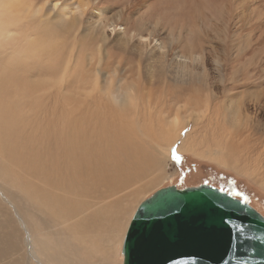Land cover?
I'll return each mask as SVG.
<instances>
[{"label":"rangeland","instance_id":"374dc122","mask_svg":"<svg viewBox=\"0 0 264 264\" xmlns=\"http://www.w3.org/2000/svg\"><path fill=\"white\" fill-rule=\"evenodd\" d=\"M34 1L35 5L39 2L41 3L39 5L44 4L42 11L44 18L54 17L61 7L75 9L77 5H83L82 10L78 11L77 21L68 30L69 32L72 29L69 33L71 44L72 41L76 44L74 57L76 80L70 84L63 83V86L57 89V99L48 94L55 88L50 85L49 77L45 83L46 87L48 85V92L41 94L30 90L32 89L30 82H23V77L17 73V78L4 81L2 85L0 96L5 106L14 102L17 93L26 87L31 95L25 106L26 109L32 111L40 97L43 101L45 99L43 104L46 112L43 125L50 124L51 119H54V107L57 109L58 130L64 127L60 134L64 142L72 136L70 144L76 145L77 148L85 146V140L93 136L95 144L100 147L102 145L105 155L109 147L108 139L96 136L95 132H99L100 129L103 131L107 124H111L112 116L110 118L108 116L106 121L104 117L97 118L98 111L103 114L106 108L96 106L88 92L99 93V101L102 99L100 102H103L105 107V93L101 90L108 87L110 77H115L111 89L115 92L128 90L129 81L132 80L133 89L138 96L136 102L146 103L148 100L150 107L164 106L168 110L171 105L173 112L176 105H181L185 107L189 116L188 126L182 133L181 140L189 136L194 146L188 147V150H179L177 137L169 146L168 157H160L157 164L146 167L141 175L131 178L124 184L95 185L94 197L104 195L110 206H113L117 196L124 197L126 212H132L139 202L151 196L159 188L168 185L183 188L210 184L246 199L264 216V0H46L45 3L44 0H30V2ZM52 1L57 2L55 8L51 7ZM100 11L103 12L102 17H95L94 15H98ZM27 20L30 21L28 18L20 19L17 26ZM98 28L103 30L105 42L100 38ZM123 29L126 33L122 35ZM148 34H153L154 38L162 41L159 50L143 46L137 41V39L144 41L146 37H149ZM64 35H66L65 32ZM169 48L173 50L169 54L179 52L186 57L192 56L189 69L184 73L172 68L170 56L165 59L157 58V53L168 54ZM2 51L0 50V53ZM3 52L0 54L3 58H0L1 60H4L6 55L4 54L6 52ZM82 53L91 54L95 60L98 59L97 57L102 58V60L98 59L103 63L101 74L87 71L88 62ZM153 56L159 67L154 66L152 71H148L146 67L148 62L153 61ZM73 68L74 66L70 67L71 70ZM53 73L57 78L54 70ZM92 80H94L93 85ZM189 87L193 90H189ZM26 89L24 90L27 91ZM183 89L184 93L172 96L173 92H180ZM32 93L35 95L33 96ZM37 94L41 96L38 97ZM176 100L179 102L174 106L172 101ZM83 101L84 104H82ZM21 102L22 100H17L14 105H21ZM83 105L84 107L81 108ZM10 109L13 110L12 107ZM191 112H199V115L202 114L203 117L195 120L190 116ZM233 116L238 118V127L229 125V119ZM27 121L28 127L32 123V117L29 116ZM31 125L30 130H34L35 124ZM179 129L180 124L176 125V132L170 133L171 138L174 134L177 136ZM4 130L8 131L7 128ZM25 131L26 129L11 136L10 142L15 141L16 135L20 140L24 135L21 142L23 145L27 143L29 150L33 144L32 133ZM105 134L108 135V133ZM128 137L130 139L131 135ZM148 140V137L144 139L146 142ZM164 142L165 140L162 139V143ZM18 145L22 146L18 142L11 147L18 148ZM22 148L27 151L24 146ZM142 148L151 155L148 144L143 143ZM222 150L229 152L227 157L234 164L246 172L249 169L251 174H238L232 169L219 165L214 159L196 155L198 152L199 155L211 153V156L217 155L222 158L224 157ZM24 153V151L22 154L18 153L16 159H4L0 155V164H6L7 171L15 175L11 176V182L15 186H10L8 183H5V186L0 182V188L3 191L0 193L2 199L0 202H3L2 205L0 203V237H3L0 238L1 247H6L11 238L20 246L23 245V239H21L23 232L19 221H26L27 213L19 212L21 218L17 221V214L7 203L5 192L10 193V196L13 193L10 198L14 202L24 194L19 184L23 178L28 181L27 176L24 177L22 171L16 174L12 164H17L18 159L22 161ZM19 154H21L20 158H18ZM141 160L139 155L133 153L123 158V166L135 170ZM36 168L37 166L33 170ZM152 179L153 181L148 184ZM35 182H38L37 178ZM3 193L5 196L2 197ZM21 193L23 194L19 195ZM41 216L46 220L44 215ZM6 217L7 220H5ZM53 226L52 222L46 223L47 229ZM54 227L50 239L55 238V233L58 232L54 231ZM34 232L37 234V230ZM121 242L122 239L113 246L111 244L108 264H121ZM11 252L0 255V264L13 262H15L13 264H19L18 252L14 254Z\"/></svg>","mask_w":264,"mask_h":264},{"label":"bare ground","instance_id":"6f19581e","mask_svg":"<svg viewBox=\"0 0 264 264\" xmlns=\"http://www.w3.org/2000/svg\"><path fill=\"white\" fill-rule=\"evenodd\" d=\"M43 2L45 3L46 0ZM34 3L35 1L30 2V0H0V50L6 52L2 51L6 54L4 60H1L3 58L0 57V91L4 81L14 80L17 78L16 74L18 73L23 77V82H30L32 86L30 90H35L41 94L48 92V85L46 87L45 83L49 80L50 85L55 88L48 94L57 98V89L61 88L63 83L70 84L76 80V75H74L77 72L74 62L76 44L74 41L71 44L69 33L72 29L69 32L68 30L77 21L78 11L82 10L83 5H77L75 9L61 7L54 17L44 18L42 15L44 4L39 5L41 4L39 2L38 5H35ZM56 5V1L51 2L52 8H55ZM102 15L103 12L100 11L98 15L94 16L101 18ZM26 18L30 19V21L20 22L21 24L17 26L20 19ZM13 31L18 33L14 34ZM64 32L66 35H64ZM98 33L103 42H105V34L101 28H98ZM118 33L120 34V32ZM124 33L126 32L123 29L122 35ZM148 35L149 37H146L144 41L140 39H137V41L141 42L143 46L159 50L162 46V41L159 38H154L153 34ZM167 50L168 54L157 53V58L165 59L170 56L172 68L183 73L189 69L192 56L186 57L179 54V52L169 54L173 50L171 48ZM82 56L88 62L86 68H88L87 71L89 73L94 71L96 74H101V65L103 63L98 61V59L102 60V58L97 57L98 59L95 60L88 53H82ZM152 59L153 61L147 64L146 70L148 71H152L154 66L159 67L154 56ZM72 66H74L73 70L70 69ZM53 70L56 72L57 78L53 75ZM160 76H162L161 72ZM47 77H49L48 80ZM33 78L36 79L34 80ZM114 79L115 77H110L107 84L108 87L101 90L105 93V107L104 103L100 102L102 99L99 101V93L97 94L96 91L93 94L88 92L91 101L96 106L99 108L103 107L102 109L106 108V111L103 110V114L98 111L97 118L101 119L104 117L106 121L108 116L109 118L112 116L111 124H107L103 131L100 129L99 132H95L96 136L108 139L109 147L106 150V155L104 150H102V145L100 147L95 144L93 136L85 140V146L77 148L76 145L70 144L72 136L64 142V139L60 136L64 127L62 130L59 129L61 131L58 130L57 109H54V107V119H51L50 124L43 125L46 112L43 104L45 99L43 101L42 97L39 99L33 97L35 94L32 93V98H36L38 101L32 111L26 109L25 106L31 96L29 89H26V87L24 89L27 91L24 89L20 90V87L17 88L20 90L17 93V98L8 106H5L0 96V155L4 159H16V155L18 153L22 154L24 151L22 161L18 159L17 164H12H14L16 174L22 171L24 177L27 176L28 180L26 181V178H23L20 181L21 184L19 185L23 188L24 194L25 192L26 194L25 196L23 193L19 194H23L20 198L16 195L19 198V200L16 199L18 201L14 202L10 198L13 193L10 196V193L5 192V195L8 196H6L7 203L11 208L13 207L14 212L17 214V221L21 218L19 212L27 213V216L25 214L28 217L27 220L19 221L23 232V236H21L23 245L20 246L11 238L6 247L0 246V255L11 251L12 254L18 252L19 258L16 259L19 264H108L111 244L113 246L120 239L123 240L129 220L140 202L132 212H126L123 203L124 197L117 196L113 201V206H110L107 204V199L104 195L93 196L94 186L103 183L117 186L126 183L131 178L138 177L146 167L157 164L160 157H168L169 146L177 137V148L179 150H188V147L194 146V142L190 140L189 136H185L181 140L182 133L188 126L189 120L187 118L189 116L184 106L176 105L179 101H172L173 105H176L174 112L171 105H169V110L164 106H161V108L150 107L148 100H145L146 103L136 102V97L138 96H136L137 94L133 89L132 80L129 81L128 90L119 92L111 90L112 84L115 82ZM93 83L94 80H92V85ZM189 90L193 89L189 87ZM184 92V89L180 90V92H173L172 96ZM37 96L41 95L37 94ZM43 97L45 98V96ZM17 100H22L21 105H14ZM82 104H84V101ZM199 112H191L190 116L195 120H199L203 117L201 113L199 115ZM29 116L30 118L32 117L31 122L35 124L34 130H30L32 123L27 127ZM237 121L238 118L233 116V118L229 119V125L238 127ZM178 124H180V129L177 130V136L174 134L173 138H171L170 133L176 132V125ZM4 128H7L8 131L6 132ZM24 129L32 133L31 138L34 145L32 144L29 150L27 149V143L25 146L21 142L24 135L21 140L17 139L16 135L15 141L10 142L11 136L18 134ZM105 133H108V135ZM129 135H131L130 139ZM146 137L149 138L147 142L144 141ZM155 137L159 139H154ZM162 139L165 140L164 143H162ZM18 142L27 151L23 150L22 146L19 145L18 148H12ZM143 143L149 145L152 152L151 155L142 148ZM226 150L223 151L224 157L222 158L213 155L214 153L212 154L213 156H211V153L210 155L205 153L204 155H199V152L196 155L214 159L219 165L232 169L238 174L245 173L250 175L249 169L247 172L244 171L227 157L229 152H226ZM133 153H136L142 159L135 170L123 166V158L129 157ZM21 154L18 155V158H20ZM36 166V170H33ZM11 176L14 177L15 175L7 171L6 164H0V182L4 183V185L8 183L10 186H15L11 182ZM36 178L38 182H35ZM151 181L153 179L148 184ZM1 192L3 191L0 188ZM5 195L3 193L2 197ZM41 215H44L46 220ZM5 220H7V217ZM48 222H52L55 226H53L55 228L54 231L59 232H54L55 238H49L53 227H50L51 230H49L50 228L47 229L46 223ZM34 230H37V234Z\"/></svg>","mask_w":264,"mask_h":264},{"label":"water","instance_id":"95a60500","mask_svg":"<svg viewBox=\"0 0 264 264\" xmlns=\"http://www.w3.org/2000/svg\"><path fill=\"white\" fill-rule=\"evenodd\" d=\"M221 189L210 184L157 189L129 220L122 264H264V216ZM235 224L243 225V240Z\"/></svg>","mask_w":264,"mask_h":264},{"label":"snow or ice","instance_id":"6c2138e0","mask_svg":"<svg viewBox=\"0 0 264 264\" xmlns=\"http://www.w3.org/2000/svg\"><path fill=\"white\" fill-rule=\"evenodd\" d=\"M205 183H207V182H205ZM221 191H223V190L221 189ZM240 202L241 203H244V202H246V199H245V201H240ZM233 227L235 228L236 234H239L240 235L241 240H243L244 238H246L245 237V234H244V227H243L242 224H235Z\"/></svg>","mask_w":264,"mask_h":264}]
</instances>
